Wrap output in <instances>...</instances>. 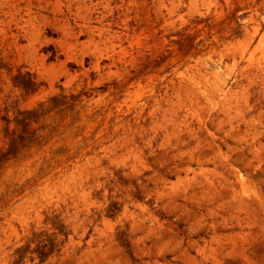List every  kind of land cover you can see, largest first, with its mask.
<instances>
[{
	"label": "rangeland",
	"instance_id": "374dc122",
	"mask_svg": "<svg viewBox=\"0 0 264 264\" xmlns=\"http://www.w3.org/2000/svg\"><path fill=\"white\" fill-rule=\"evenodd\" d=\"M0 264H264V0H0Z\"/></svg>",
	"mask_w": 264,
	"mask_h": 264
}]
</instances>
